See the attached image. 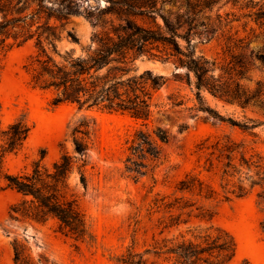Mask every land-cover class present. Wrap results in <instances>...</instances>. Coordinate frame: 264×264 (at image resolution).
<instances>
[{
  "label": "rangeland",
  "instance_id": "374dc122",
  "mask_svg": "<svg viewBox=\"0 0 264 264\" xmlns=\"http://www.w3.org/2000/svg\"><path fill=\"white\" fill-rule=\"evenodd\" d=\"M106 5L104 0H82L80 11L94 13L96 8ZM259 11L264 13V0H220L208 13L216 32L207 35V42L197 45V54L215 60L217 67L224 68L227 46L236 38H248V46L241 53L247 56L251 51L264 53L263 36L255 39L251 32L261 35L263 31L254 22V14ZM104 19L114 25L120 23L115 16ZM43 22L44 18L31 31ZM50 24L60 25L54 20ZM70 29L76 33L79 45L67 41L66 31ZM93 31L82 16L72 17L56 41L57 50L64 54L74 48L78 55L81 47L90 44ZM35 42L36 37L17 45L10 38L6 42L10 47L0 51V121L6 125L22 119L30 128L22 149L8 156L4 167L12 174L31 171L42 153V164L50 167L63 152L72 151V130L85 121L90 130L87 189L83 190L78 183L76 173L71 175L68 185L84 214L87 236L83 242H75L59 232L54 220L42 224L11 219L10 208L19 201V196L4 189L0 182V264H13L14 241L22 244L32 257L44 255L55 264H122L120 260L128 252L139 255L145 264H174L154 251L165 241L192 239L208 229L214 233L226 232L235 243V255L225 264H241L244 260L249 264H264V184L255 176L257 169L253 165L240 167L236 153L232 165L238 172L231 175L229 169V174L224 175V157L218 159L217 152L210 155L216 142L230 141L242 147L239 151H244L249 162L260 158L263 168L264 111L257 107L242 109L202 93L206 104L221 116L241 124L253 120L257 127L243 130L213 119L206 112L194 109L195 90L186 84L180 67L171 60L137 58L134 67L138 73L149 70L165 80L155 94V101L166 103L167 95L174 94L183 105L153 114L149 130L160 127L171 138L163 145V159L154 171L133 180L123 172V161L125 143L139 122L120 113L79 111L70 104L52 106L51 92L34 88L30 83V59L37 54ZM53 56L60 60L59 56ZM254 67L248 74L250 82H245L251 90L257 81L264 82L258 62ZM219 73L223 72L218 68L213 72L216 76ZM187 175L194 179L196 187L201 183V194L198 188L193 192L177 190ZM162 198H165L163 202ZM161 202L172 208L166 209Z\"/></svg>",
  "mask_w": 264,
  "mask_h": 264
},
{
  "label": "trees",
  "instance_id": "16d2710c",
  "mask_svg": "<svg viewBox=\"0 0 264 264\" xmlns=\"http://www.w3.org/2000/svg\"><path fill=\"white\" fill-rule=\"evenodd\" d=\"M48 1L0 0V51L10 47L6 43L10 38L21 45L36 37L37 54L29 64L30 83L34 88L51 92L52 106L70 104L79 111L120 113L139 122V127L125 143L123 161V172L133 180L154 171L163 159V145L171 138L160 127L149 130L153 114L183 105L174 94L167 95L166 103L155 101V94L164 86L165 80L149 70L138 73L134 67L137 58L171 60L180 67L186 84L195 90L194 109L243 130L257 127L253 120L241 124L221 116L206 104L202 95L207 93L242 109L257 107L264 111V82L257 81L253 90L245 84L250 82L248 74L255 68V62L264 72V53L251 51L247 56L240 52L247 48L248 38L232 39V45L227 46L228 59L224 68L196 52L197 45L207 42V35L213 36L216 32L208 13L220 0H104L107 5L96 8L94 13L80 11L82 0H53L50 5ZM75 16H82L94 29L90 44L81 47L78 55L74 48L61 54L56 41L61 37L62 28ZM105 16H115L120 23L114 25L111 20L104 19ZM254 16V22L263 31L261 35H255L252 30V35L255 39L263 36L264 40V13L259 11ZM42 18L44 22L31 31ZM51 20L60 25L50 24ZM66 39L72 45H79L73 29L66 31ZM261 49L264 50V46ZM53 55L59 56L60 60ZM216 68L223 73L214 75ZM29 133L30 128L22 119L6 125L0 121V182L4 189L19 196V201L10 208V218L42 224L54 220L60 233L75 242H83L87 236L86 221L78 198L69 190L68 180L76 173L78 183L83 190L87 189L89 126L80 121L73 128L72 151L63 152L50 167L42 164V153L31 171L9 173L4 167L5 160L22 149ZM239 148L242 147L230 141H224V144L218 141L211 146L210 155L217 152L218 159L224 157V175L229 174V169H232V175L238 172L232 165L234 155L238 153L239 166L253 165L257 169L258 182L264 184L260 158L249 162ZM195 188H198V194L202 193L201 183L196 187L194 179L187 175L179 182L177 190L193 192ZM162 204L166 209L172 208ZM184 208L179 207L180 210ZM262 230L264 233V222ZM12 249L13 264H55L44 255L32 257L17 241L12 243ZM154 254L174 264H225L235 255V243L226 232L216 230L214 233L208 229L192 239L181 237L165 241ZM120 261L122 264H145L139 255L130 252ZM241 264L249 263L244 260Z\"/></svg>",
  "mask_w": 264,
  "mask_h": 264
}]
</instances>
